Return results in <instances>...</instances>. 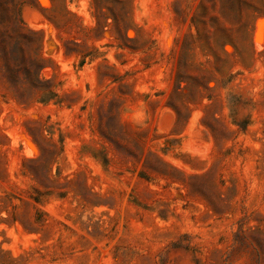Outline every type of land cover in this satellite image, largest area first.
I'll list each match as a JSON object with an SVG mask.
<instances>
[{"label":"rangeland","instance_id":"1","mask_svg":"<svg viewBox=\"0 0 264 264\" xmlns=\"http://www.w3.org/2000/svg\"><path fill=\"white\" fill-rule=\"evenodd\" d=\"M0 264H264V0H0Z\"/></svg>","mask_w":264,"mask_h":264},{"label":"trees","instance_id":"2","mask_svg":"<svg viewBox=\"0 0 264 264\" xmlns=\"http://www.w3.org/2000/svg\"><path fill=\"white\" fill-rule=\"evenodd\" d=\"M237 1L241 2V1H245V0H237ZM12 10H13V15L9 11L10 12L9 16L13 17L14 20H13V24L10 25V29L12 30L13 34L22 35L24 26H23V24H22V22L18 16L17 6L15 5V9L13 7ZM31 32H34V31H31Z\"/></svg>","mask_w":264,"mask_h":264}]
</instances>
